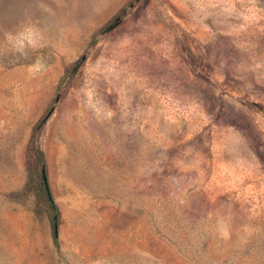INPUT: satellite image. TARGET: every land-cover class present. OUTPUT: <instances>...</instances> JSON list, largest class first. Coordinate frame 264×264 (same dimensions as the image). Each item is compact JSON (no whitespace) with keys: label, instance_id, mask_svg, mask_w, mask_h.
I'll return each instance as SVG.
<instances>
[{"label":"rangeland","instance_id":"1","mask_svg":"<svg viewBox=\"0 0 264 264\" xmlns=\"http://www.w3.org/2000/svg\"><path fill=\"white\" fill-rule=\"evenodd\" d=\"M0 264H264V0H0Z\"/></svg>","mask_w":264,"mask_h":264},{"label":"trees","instance_id":"2","mask_svg":"<svg viewBox=\"0 0 264 264\" xmlns=\"http://www.w3.org/2000/svg\"><path fill=\"white\" fill-rule=\"evenodd\" d=\"M44 119H45V117H43V118L41 119V121L44 120ZM41 183H42V187H43V189H44V193H45V198H46V200L48 201V203H49L51 206H53L52 199H51V195H50V191H49V189H48V187H47L46 180L42 178V179H41ZM52 234H53V236L56 235V228H55V226L52 227Z\"/></svg>","mask_w":264,"mask_h":264},{"label":"water","instance_id":"3","mask_svg":"<svg viewBox=\"0 0 264 264\" xmlns=\"http://www.w3.org/2000/svg\"><path fill=\"white\" fill-rule=\"evenodd\" d=\"M42 178L45 179L44 175H42Z\"/></svg>","mask_w":264,"mask_h":264}]
</instances>
